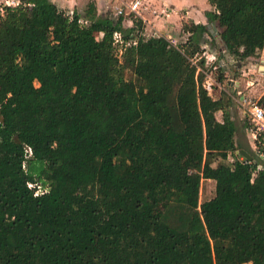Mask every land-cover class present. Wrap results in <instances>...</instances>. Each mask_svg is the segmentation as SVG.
<instances>
[{"label": "trees", "instance_id": "1", "mask_svg": "<svg viewBox=\"0 0 264 264\" xmlns=\"http://www.w3.org/2000/svg\"><path fill=\"white\" fill-rule=\"evenodd\" d=\"M19 1H0V264H264V168L198 72L206 36L261 58L264 0H208L218 30L185 22L179 46Z\"/></svg>", "mask_w": 264, "mask_h": 264}, {"label": "crops", "instance_id": "2", "mask_svg": "<svg viewBox=\"0 0 264 264\" xmlns=\"http://www.w3.org/2000/svg\"><path fill=\"white\" fill-rule=\"evenodd\" d=\"M135 1L137 0H52V2H54L60 9H63L68 13L76 12L82 17L87 15V10L90 4L95 5L97 15H110L116 17L114 14L116 13L117 8H121L124 3L130 5ZM140 2L141 7L138 14L130 12L129 9L127 10L128 14L123 16L125 17L124 25L126 28H132L134 26L133 19H141L145 26L143 35L147 38L165 37L168 40L169 37H173L177 42V46H179L180 38H184L187 35L186 38L188 40L190 36L188 33L183 31V23L193 21L196 24L207 25L210 32L211 29L216 27L214 24L209 23L206 16V12L213 10V7L208 0H140ZM217 30H215V32ZM187 40L184 43H186ZM184 43L182 42L181 44ZM225 51L226 49L224 52ZM263 54L264 50L262 52V56H264ZM221 62H223V59H221ZM224 67L225 69H229V66L226 63ZM248 84L250 87L253 83L248 81ZM220 88L223 89L222 85H220ZM237 89H240V87L237 86ZM233 119L235 120L238 128L236 137L237 142L238 133L242 129L248 139L247 145H245L242 150H246L250 154V137L248 135V130L244 127L242 117L239 116L236 118L233 116Z\"/></svg>", "mask_w": 264, "mask_h": 264}, {"label": "rangeland", "instance_id": "3", "mask_svg": "<svg viewBox=\"0 0 264 264\" xmlns=\"http://www.w3.org/2000/svg\"><path fill=\"white\" fill-rule=\"evenodd\" d=\"M10 5L19 4V0H0ZM215 33V31H214ZM187 36V35H186ZM186 36L180 38V44L187 40ZM208 43H205L203 46L204 53L201 55V58L206 59V64L210 67V70H206L207 73H213L214 79L219 82V76L224 74L225 81L223 83L215 82V92L213 93L214 98L220 97L222 91H226L229 95L232 96L234 105L232 106V115L236 118L239 116L242 117L241 110L235 98H238L237 92L248 94L254 98H260L264 92V56L261 55V58L258 61H246L243 63H237L229 55L225 46L219 38L215 39V46H211L210 42L213 40L210 36H206ZM210 41V42H209ZM224 55V58L219 56ZM264 55V54H263ZM209 59V60H208ZM223 59V62H221ZM198 60V59H197ZM225 63L228 64L229 69L224 70ZM199 72V71H198ZM248 81H251L253 84H248ZM222 85L223 89L220 88ZM237 86L240 89H237ZM235 90V91H234ZM238 141L243 145H247L248 139L243 133V130L238 133ZM249 148V146H248ZM249 151L252 153L251 148ZM32 187V186H31ZM214 193V184L211 182H206L204 184L202 201L207 200L212 197Z\"/></svg>", "mask_w": 264, "mask_h": 264}, {"label": "built area", "instance_id": "4", "mask_svg": "<svg viewBox=\"0 0 264 264\" xmlns=\"http://www.w3.org/2000/svg\"><path fill=\"white\" fill-rule=\"evenodd\" d=\"M140 5V0L135 1L130 5L124 3L121 8L116 9V13L114 14V16L120 17L127 15L128 9L130 10V12L138 14L141 7ZM115 40L117 43H122L123 41L121 34L116 33ZM168 40L173 46H177V42L173 37H169ZM200 58L201 56L199 57V59ZM197 59L198 58L193 60L194 64L198 63ZM198 71L204 72L205 80L203 86L210 95H213V93L215 92V82L218 83V81L214 79L212 72L207 73V71H204L201 66H198ZM237 95L238 98L234 97V99L240 107L242 120L249 124V128L247 130L250 137L251 149L256 156L254 162L258 164V169L262 170L264 168V108L260 106L259 98L251 97L248 94L242 93L240 91L237 92ZM241 158L244 160V157Z\"/></svg>", "mask_w": 264, "mask_h": 264}, {"label": "water", "instance_id": "5", "mask_svg": "<svg viewBox=\"0 0 264 264\" xmlns=\"http://www.w3.org/2000/svg\"><path fill=\"white\" fill-rule=\"evenodd\" d=\"M215 30H217L216 27L214 29H211V32H214ZM240 153L244 157V161L252 159L251 155L246 150H241Z\"/></svg>", "mask_w": 264, "mask_h": 264}]
</instances>
